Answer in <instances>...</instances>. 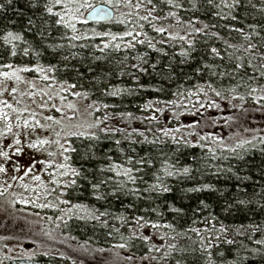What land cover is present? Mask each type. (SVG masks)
<instances>
[{
	"label": "trees",
	"instance_id": "16d2710c",
	"mask_svg": "<svg viewBox=\"0 0 264 264\" xmlns=\"http://www.w3.org/2000/svg\"><path fill=\"white\" fill-rule=\"evenodd\" d=\"M164 1L166 8L153 0H86L109 5L114 18L74 21L75 32L66 27L69 47L88 46L95 54L77 61L56 56L50 46L44 17L50 0H0V73L8 64L27 68L21 78L34 81H27L25 93L44 102L49 98L35 89L49 88L52 100L57 88L86 107L88 124L100 122L92 129L75 127L95 132V139L63 135L65 163L81 175L61 176L52 168L47 201L54 200V215L61 210L66 244L147 264H264V137L219 139L213 132L230 119L219 110L222 102L264 100V0ZM8 31L22 36L14 49L4 43ZM126 31L133 35L124 36ZM131 55L142 57V70L125 65ZM49 61L90 90L58 79ZM241 141L251 143L237 147ZM48 232L41 225L37 240ZM121 243L126 247H114ZM52 247L25 258L0 257V264H78L71 250Z\"/></svg>",
	"mask_w": 264,
	"mask_h": 264
},
{
	"label": "rangeland",
	"instance_id": "374dc122",
	"mask_svg": "<svg viewBox=\"0 0 264 264\" xmlns=\"http://www.w3.org/2000/svg\"><path fill=\"white\" fill-rule=\"evenodd\" d=\"M164 0H153L156 6L165 7ZM178 5L183 8L182 2L178 1ZM167 7V6H166ZM165 7V8H166ZM89 8H82L80 10V16L76 21L84 20L85 13ZM62 11V10H61ZM185 15V12H181ZM46 26L48 28L49 36L53 40V44L50 45L56 56H62L65 60H85L87 57H95L93 50L88 46L76 45L73 48L67 45L68 39L66 38L67 28L64 25L56 24L57 17L50 14H45ZM75 23V22H74ZM85 57V59H84ZM43 58V57H42ZM142 58V57H141ZM141 58L137 55H131L129 63H126L129 68L142 70ZM60 60V59H59ZM96 60V58H95ZM51 62V61H49ZM56 70L58 79L64 82H69L75 85L76 88L90 90L89 87H84L82 84H78L76 77L73 79L64 78V67L58 66L59 62H51ZM16 69H9L6 72H12ZM20 76V73L18 72ZM21 77V76H20ZM32 78V77H31ZM68 80V81H67ZM31 80L20 79L15 77H4L0 80V110L2 113L8 115V121L3 119V115H0V150L8 152L9 159L0 157V165H3L6 169L5 172L0 173V191L4 194L0 195V257L3 259L14 257H29L36 251L46 253L48 248L52 246L60 245L61 251H70V257L74 258V261H78V264H147L145 260L121 258L119 253L100 251L98 248L88 244H66L67 237L62 233L63 215L61 210L58 209L57 214L54 215L53 208L51 207H38L39 204H55L50 200L47 201V176L49 171L53 168L58 171H62L58 168V165L65 163L64 157L60 155V149L54 143L38 146L37 148H31L28 145L38 140L48 139L54 141L57 139L55 132H61V125H52L51 121L46 120L48 116L54 119H61L64 117L63 124L66 125L61 132V143L67 148L66 142L63 139V135L67 136V131H76L74 126L69 128L70 123L77 122V118L80 119L79 124H88L86 107L77 102V97L68 98L63 97L60 90L54 89V99L50 100L52 92L47 87H40L35 91H40L49 100L39 101L34 97V92L30 94L25 93V88L29 86L28 82ZM188 86V83L185 84ZM13 89L17 90V99H12ZM44 96V97H45ZM62 99L61 101L59 99ZM98 98H101L98 95ZM43 100L45 98H42ZM74 104L78 109L76 113H73L71 109L67 107L68 104ZM12 105L11 108L6 107ZM119 103H115V108L119 107ZM16 109V111H13ZM27 109V111H24ZM62 109V111H57ZM218 109V108H216ZM220 111L229 115L230 119L223 128H215L213 132L220 139L222 136H229L230 140H244L251 136L264 137V100L258 103L252 104H240L234 101H226L220 104ZM33 113L35 116L33 117ZM20 120H17V117ZM68 117H74L69 120ZM29 121L30 127H23V120ZM38 120L40 125H50L51 127H40L35 124ZM12 124V132L6 131V123ZM20 127H17V124ZM72 125V124H71ZM83 130V129H81ZM86 130V129H85ZM19 139L20 145H15L14 140ZM9 145H13L9 148ZM19 147L21 151L16 152V148ZM52 152L56 155L49 156L48 153ZM31 169L27 176H24V172ZM17 177L13 180L12 177ZM34 176H39L40 180H34ZM23 177V180L19 179ZM9 185L11 187H9ZM23 185L29 187L25 189ZM6 189V191H5ZM52 197V196H51ZM22 199L29 201H35V203H23ZM19 200V205H17ZM62 198H59V202ZM25 205V209H24ZM36 206L32 209L29 206ZM28 206V208H27ZM53 212V213H52ZM52 213V214H51ZM55 216V217H54ZM41 225L49 232L43 234L41 241H38L37 233H40ZM61 230V231H60ZM26 238V239H23ZM39 239V238H38ZM17 264H35L34 262L27 260H20Z\"/></svg>",
	"mask_w": 264,
	"mask_h": 264
},
{
	"label": "snow or ice",
	"instance_id": "6c2138e0",
	"mask_svg": "<svg viewBox=\"0 0 264 264\" xmlns=\"http://www.w3.org/2000/svg\"><path fill=\"white\" fill-rule=\"evenodd\" d=\"M9 3H11V0H8ZM149 3H151V0H149ZM57 5H60L62 7V12H54L53 11V8ZM130 6V5H129ZM140 5L138 4L137 7H139ZM0 7H3V5H0ZM82 8H93V6L89 3L86 2V0H84V2H82V0H50V3L48 5L45 6V10L48 14L50 15H55V16H58L59 19L56 20V24L58 25H64L65 27H68V28H71L73 30V32L76 31V26H75V23L74 21H76L79 16H80V10ZM93 14L96 15V16H107L109 15V13L107 12V10L105 8H94L93 9ZM150 14V13H149ZM141 20H147L148 17L147 16H144V17H140ZM31 23V21H30ZM121 23H123V21H121ZM156 31L158 32H162L164 31V29L162 28H158L156 29ZM104 35H108V34H104ZM124 36H132L133 33L131 31H126L123 33ZM136 35H139V33H137ZM80 37L79 36H73L72 39H79ZM135 38V37H133ZM22 39V36L20 34H16V33H13L12 31H8L7 34L3 37V40H4V43L5 44H12V47L13 49L15 48V44L13 43V41H19ZM112 39L115 40L116 37L113 35L112 36ZM143 42V41H141ZM151 46V45H149ZM105 47H108V45L106 44ZM116 47L118 48L119 45H116ZM212 51L215 53L217 50L215 48L212 49ZM28 53V49H25V54ZM12 55H15V51L12 52ZM5 68H11L12 65L8 64V65H4ZM20 71H28L27 68H24V69H16L12 72H3V73H0V75L4 76V77H15L17 80H20L21 77L18 75V72ZM45 79H47V77H45ZM71 87H75V85H72ZM16 89H13V92H15ZM253 92L256 91V89H253L252 90ZM118 93L117 92H112L111 95H117ZM76 96H80L81 93H75ZM85 96L87 95L86 93L84 94ZM216 95L217 96H220L221 94L219 92H216ZM63 99V98H62ZM241 99H243V97H241ZM260 99H264V97H261ZM6 107H9L11 108L12 105H7L6 104ZM67 107L69 109H71L73 111V113H76L78 111V109L75 107L74 104H68ZM92 107V106H90ZM105 107H107L105 105ZM13 111H16V109H13ZM24 111H27V109H24ZM57 111H62V109H57ZM0 115H3V119L5 121H8V115L5 114V113H2V110H0ZM35 116V114L33 113V117ZM74 117H68L67 119L71 120L73 119ZM46 120L48 121H51L52 122V125H61V132L64 130V128L66 127V125L63 124V120H64V117H62L61 119L57 120V119H54L53 117L51 116H48L45 118ZM17 120L19 121L20 120V117L18 116L17 117ZM100 122L97 121L95 124H92V123H89V124H79V125H75L74 127H76L77 129H83V128H87V129H92V128H95L98 126ZM35 124L36 125H39L40 127H51L50 125H40V122L38 120L35 121ZM21 125L18 123L17 124V127H20ZM31 125L29 124V121L27 119L23 120V127L27 128V127H30ZM6 127V131L11 133L12 132V124L10 122L6 123L5 125ZM101 131H106L105 129H101ZM61 132H55V136L57 137L56 140L54 141H50L48 139H43V140H38L36 142H32L30 143L28 146L31 147V148H37L38 146H45V145H49V144H56L58 146V148L60 149V155L64 157V160L65 161H68L69 157L68 156H65L64 153L66 151H69L68 148L65 147L64 144L61 143ZM0 135H3V133H0ZM67 135H79V136H89L90 138H93L95 139L96 138V134L95 132H89V131H72V132H68ZM255 139V138H253ZM21 141L19 139H15L14 140V144L15 145H20ZM117 143H119V141H117ZM248 143H251V141H241L237 147H242L244 144H248ZM13 145H9V148H11ZM21 151V149L19 147L16 148V152L19 153ZM72 152H75L76 149L75 148H72L71 149ZM49 156H54L56 155L55 153H52V152H49L48 153ZM0 157H4L6 160L10 158V155L8 152H5V151H2L0 150ZM58 168L61 169L62 171H60L59 175L61 176H67L69 175V173H71V175L73 177H79L81 175L80 171H78L77 169L75 168H71L69 164L67 163H62L60 165H58ZM6 169L3 165H0V173H3L5 172ZM31 171V169H28L24 172V176H27L29 174V172ZM185 173L188 172V169L185 168L183 170ZM127 172V170H126ZM167 175H172L173 173L171 172H167L166 173ZM13 180H16L17 177H12ZM19 179L23 180V177H19ZM34 180H37L39 181L40 180V177L39 176H34L33 177ZM129 179H133L131 176H129ZM76 183V180L75 179H72L69 184L70 185H74ZM9 187H11L9 185ZM23 187L25 189H27L29 186L28 185H23ZM94 187H97L96 185H94ZM157 186L156 185H153V188H156ZM169 189L164 187L163 188V191H168ZM198 190V189H197ZM6 191V189H5ZM4 192L3 191H0V195H3ZM23 203H35V201H29L27 199H22ZM62 203H67V201H62ZM240 203H243V201H240ZM38 207H50L52 205H48V204H39L37 205ZM78 207V206H76ZM71 211V210H70ZM101 215H104L103 213H101ZM97 219H99V217H96ZM142 218H137V223H139V221L141 220ZM145 225L144 224H140V227H144ZM153 228H156L158 227V225L156 224H152L151 225ZM170 227V226H169ZM193 231H196L195 229H193ZM123 239V237H121ZM145 240L148 239V237H144ZM228 243H232V241H228ZM114 247L116 248H125L126 247V244L125 243H121V244H118V245H115ZM171 247V246H170ZM159 250V249H157ZM100 251H103V249H100ZM129 259H131L129 257Z\"/></svg>",
	"mask_w": 264,
	"mask_h": 264
},
{
	"label": "water",
	"instance_id": "95a60500",
	"mask_svg": "<svg viewBox=\"0 0 264 264\" xmlns=\"http://www.w3.org/2000/svg\"><path fill=\"white\" fill-rule=\"evenodd\" d=\"M105 8L109 15L107 16H96L93 14V9L94 8ZM114 18V10L112 7H110L107 4L104 3H98L93 6V8H89L86 13H85V21L88 23H103V22H109Z\"/></svg>",
	"mask_w": 264,
	"mask_h": 264
},
{
	"label": "flooded vegetation",
	"instance_id": "af4514ba",
	"mask_svg": "<svg viewBox=\"0 0 264 264\" xmlns=\"http://www.w3.org/2000/svg\"><path fill=\"white\" fill-rule=\"evenodd\" d=\"M4 69H5L4 72L8 71V68H4ZM9 69H10V68H9ZM26 77H27L26 80H30V79L28 78V76H26ZM2 78H4V76L1 75L0 80H2ZM15 93H17V90H16L15 92H13V95H12V99H13V100H15V98L17 99V95H16ZM27 94H29V93H27ZM40 95H41V94H40Z\"/></svg>",
	"mask_w": 264,
	"mask_h": 264
}]
</instances>
